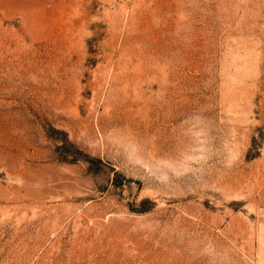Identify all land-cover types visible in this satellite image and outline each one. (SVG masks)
Wrapping results in <instances>:
<instances>
[{
  "label": "rangeland",
  "instance_id": "obj_1",
  "mask_svg": "<svg viewBox=\"0 0 264 264\" xmlns=\"http://www.w3.org/2000/svg\"><path fill=\"white\" fill-rule=\"evenodd\" d=\"M0 264H264V0H0Z\"/></svg>",
  "mask_w": 264,
  "mask_h": 264
}]
</instances>
